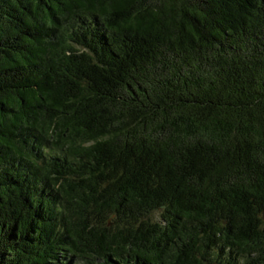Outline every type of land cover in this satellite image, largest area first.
Masks as SVG:
<instances>
[{"label": "trees", "instance_id": "obj_1", "mask_svg": "<svg viewBox=\"0 0 264 264\" xmlns=\"http://www.w3.org/2000/svg\"><path fill=\"white\" fill-rule=\"evenodd\" d=\"M0 264H264V0H0Z\"/></svg>", "mask_w": 264, "mask_h": 264}]
</instances>
